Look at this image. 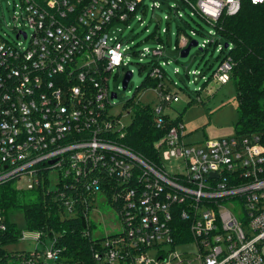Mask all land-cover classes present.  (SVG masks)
<instances>
[{"label": "built area", "instance_id": "2783aa9c", "mask_svg": "<svg viewBox=\"0 0 264 264\" xmlns=\"http://www.w3.org/2000/svg\"><path fill=\"white\" fill-rule=\"evenodd\" d=\"M181 1L192 16L214 26L222 14L236 15L246 0ZM144 2L20 0L19 16L31 36L23 30L17 40L28 45L0 35V184L11 181L18 190H32L46 178L51 185L55 175L56 185L70 178L74 189L83 186L88 195H105L110 188L123 231L101 240L90 264H170L171 258L192 264L174 252L181 235L175 216L189 224L191 241L182 244L196 245L199 264H264V130L185 144L179 123L156 144L163 160L158 170L118 142L127 127L110 113L116 93L110 92L109 79L127 67L132 55L140 61L165 56L163 46L137 50L133 42L112 36L114 28L128 25L147 8ZM162 8L153 0V12ZM170 9L184 17L178 7ZM192 35L180 34L174 50L185 49ZM170 64L159 62L149 76L162 81L161 103L154 107L158 127L177 96L167 91L171 78L164 68ZM231 69L230 60L223 62L212 79L229 83ZM174 73L180 74L179 68ZM164 160L182 161L184 171L169 172ZM67 205L71 212V202ZM9 223L10 213L7 218L0 210V264H61L55 239L49 251L9 254L3 243ZM37 234L41 240L46 233ZM165 245L173 252L160 249ZM157 248L152 260L149 250Z\"/></svg>", "mask_w": 264, "mask_h": 264}, {"label": "rangeland", "instance_id": "374dc122", "mask_svg": "<svg viewBox=\"0 0 264 264\" xmlns=\"http://www.w3.org/2000/svg\"><path fill=\"white\" fill-rule=\"evenodd\" d=\"M157 1L163 5L161 11L153 12L151 9L153 0H145L144 5L147 8L139 10L134 20L128 25L118 26L112 30V36L120 37L127 44L133 42L136 44L137 50L146 47L154 50L163 46L162 50L165 52V56L154 59L148 57L140 61V57L132 55L127 67L111 76L108 81L110 92L116 93L117 98L113 100L114 105L110 113L119 115L121 124L128 127L135 116L132 103L135 107L148 105L157 107L160 105L158 90L149 84V76L159 62L168 61L171 64L164 69L173 83H176L175 86L171 85V89L177 96L164 112L171 119L182 118L186 134L185 144H200L236 135L235 124L238 120L236 90L230 82L222 85L212 79L220 64V60L217 59L219 51L227 41L214 26L198 15L192 16V10L181 0ZM19 4L20 0H0V35L12 43L15 42L26 47L29 43L28 40H17L18 32L23 30L27 32L29 38L31 36V30L26 25V21H23L19 16L21 14ZM172 6L178 7L184 17L177 18L171 12L170 7ZM167 14L170 16L169 20L164 19ZM163 29H168V33L163 34L161 32ZM193 33H195L194 36ZM180 34L192 35V40L199 43L198 47L192 48L187 58L181 57L180 50H174ZM159 37H162L163 42H159ZM209 41H217L216 46H211L209 51H203L201 45ZM175 68H179L180 74L174 73ZM127 72H132L133 77L127 90H123L122 81ZM164 165L171 173L184 171L182 161L164 160ZM53 178L55 179L52 181L51 187H54L58 182L55 175L50 176V179ZM25 196L32 199L35 197L30 191H25ZM90 204L92 205L89 215L90 233L94 240L106 241L110 236L123 231L119 214L107 202L104 194L93 196ZM10 221L16 224L20 237L17 242L6 246L9 254H29L51 249L52 239L45 237L38 240L37 232L28 227L23 211L10 212ZM160 249L166 252L172 250L167 245ZM157 250L158 248L149 250L152 260L157 256ZM175 251L181 255V260L199 264L194 260L197 253L194 243L179 244L175 246ZM171 260L170 264L179 262L178 259L171 258ZM10 264L13 263L10 262ZM185 264L188 263L185 262Z\"/></svg>", "mask_w": 264, "mask_h": 264}, {"label": "trees", "instance_id": "16d2710c", "mask_svg": "<svg viewBox=\"0 0 264 264\" xmlns=\"http://www.w3.org/2000/svg\"><path fill=\"white\" fill-rule=\"evenodd\" d=\"M196 2L197 0H189ZM229 47H221L217 57L221 65L225 61L232 63L230 83L233 84L238 102V120L235 124L237 134L246 135L264 130V4L254 6L244 1L241 10L233 16L222 14L214 24ZM210 42L203 51L216 46ZM177 46V42H176ZM179 51V50H177ZM182 51V50H180ZM149 84L159 89L162 81L149 79ZM173 80L168 84L170 91ZM135 116L127 127L125 135L119 138L120 145L140 156L157 170L163 168L161 154L156 144L161 141L171 127L182 123V118L171 119L162 115L163 125L158 127L153 106H138L133 103ZM73 179H60L58 185L51 187L46 178L43 186L32 190H18L13 182L0 184V210L7 218L12 211L25 213L28 227L32 231L44 232L45 237L56 240L55 246L61 254V264H90L94 249L101 240H94L90 233V202L94 195H88L80 186L74 189ZM25 191L33 192L35 197L25 196ZM108 203L112 204V191L104 190ZM67 201L71 202V212ZM178 208V207H177ZM85 220V223H83ZM177 244L191 241L187 222L175 216ZM10 233L3 243L10 245L19 240L20 232L16 224L9 223ZM183 239H180L183 237ZM66 260V261H65Z\"/></svg>", "mask_w": 264, "mask_h": 264}, {"label": "water", "instance_id": "95a60500", "mask_svg": "<svg viewBox=\"0 0 264 264\" xmlns=\"http://www.w3.org/2000/svg\"><path fill=\"white\" fill-rule=\"evenodd\" d=\"M24 37H26V36L24 35ZM196 47H198V42L197 41H192L185 49H183L181 51V54H180L181 57L182 58H187L189 56L192 48H196ZM228 47H229V45L226 44L225 48L227 49ZM132 77H133V73L132 72H127L124 75V78H123V81H122L123 90H127ZM112 97H113V99H116L117 98V94H113ZM83 223H85V220H83Z\"/></svg>", "mask_w": 264, "mask_h": 264}]
</instances>
